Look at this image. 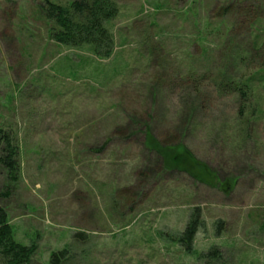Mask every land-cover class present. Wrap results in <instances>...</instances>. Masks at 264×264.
<instances>
[{"label": "rangeland", "instance_id": "rangeland-1", "mask_svg": "<svg viewBox=\"0 0 264 264\" xmlns=\"http://www.w3.org/2000/svg\"><path fill=\"white\" fill-rule=\"evenodd\" d=\"M45 1L0 0V128L19 149L0 205L32 263L264 264V0H115L110 57L57 43Z\"/></svg>", "mask_w": 264, "mask_h": 264}, {"label": "trees", "instance_id": "trees-1", "mask_svg": "<svg viewBox=\"0 0 264 264\" xmlns=\"http://www.w3.org/2000/svg\"><path fill=\"white\" fill-rule=\"evenodd\" d=\"M41 9L47 20L54 23L50 35L57 43L74 47L89 46L98 57H110L113 54L114 35L107 27V22L118 13L115 0H72L67 5L46 0ZM239 81L235 84L230 80L225 85L245 97L253 92L249 80L239 79ZM163 148L170 147L161 144L159 151H163ZM0 150V164L7 170V178L11 182H18L19 149L2 128H0ZM13 192L14 189L10 187L0 193V198H8ZM200 217V209L196 207L178 240L179 243L186 245L188 252L191 249L192 239L202 226ZM76 236L78 240L87 238L83 233H77ZM217 250L218 248L214 246L205 256H216ZM68 252L67 248L52 252L46 264H65ZM35 253L36 245H25L16 240L8 211L0 205V264H33Z\"/></svg>", "mask_w": 264, "mask_h": 264}]
</instances>
